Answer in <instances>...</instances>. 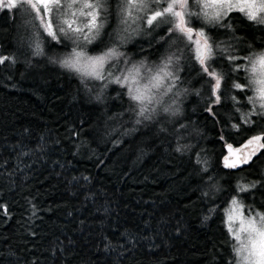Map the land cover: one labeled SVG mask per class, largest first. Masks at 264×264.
I'll return each mask as SVG.
<instances>
[{
  "label": "trees",
  "instance_id": "obj_1",
  "mask_svg": "<svg viewBox=\"0 0 264 264\" xmlns=\"http://www.w3.org/2000/svg\"><path fill=\"white\" fill-rule=\"evenodd\" d=\"M198 2L184 0V24L203 30V65L171 18L117 47L121 60L95 78L63 66L76 43L61 30L53 39L30 10L0 7V264H238L225 214L233 199L245 204L254 182L264 198V147L240 174L223 158L227 144L262 135L264 145L244 70L264 28L236 10L205 17ZM105 3L91 43L69 33L87 54L116 47L124 1ZM171 39L185 51L169 67ZM142 61L157 66L146 64L145 77ZM124 70L138 85L153 81L152 91L134 100L116 76Z\"/></svg>",
  "mask_w": 264,
  "mask_h": 264
},
{
  "label": "rangeland",
  "instance_id": "obj_2",
  "mask_svg": "<svg viewBox=\"0 0 264 264\" xmlns=\"http://www.w3.org/2000/svg\"><path fill=\"white\" fill-rule=\"evenodd\" d=\"M123 9L119 12V16H121L120 24L117 26V32L114 36V43L116 47H109L105 52H102L100 54H87L85 52V48L83 47V42L87 39H85V36H89V29L86 27V25H89L91 23L92 17L88 15L89 12H92L93 9L90 8H84L83 5L85 3H90L95 5H99L98 8L95 9L97 12V16L103 14L106 11L107 4L105 3V0H58V3H50L49 4V10L45 11L43 6L38 2V0H32V3H36L37 9H39V15L37 13V10L33 9L28 3H25L24 0H18V14L26 16L27 11L26 9L30 10L32 14L36 17L37 25L40 28V31L48 34L47 25L49 23L52 24V31L55 33V30H61L62 35L66 39H71L72 43L74 44V47H70V55L67 57V59H75L73 56L74 51L83 52L84 56L80 58L79 63L77 65V68L75 69L77 72H79L80 75L84 77H91L95 78L97 75L95 73H98V77L102 76L104 73L102 70V67L107 63L106 65H109L108 63L110 60H116L119 61L121 59L120 56H113L108 57L103 62L102 66H95L93 67L89 63L88 58H95V57H101L105 56L106 53H108L110 50L117 49V47H122L126 43L132 41L133 39H147L153 36L157 30L161 27H163V23H169L170 19L173 18V22L175 23L176 27L178 24H181V18L183 19V24L181 27H177V31H181L185 34L186 39L190 43V47H192L194 56L198 59H206L209 53L210 47H205L206 40L204 39V35L200 36L198 33L203 32L197 31L195 34L191 28H189L187 25L184 24L185 21V15L188 13V9L183 6L181 10L178 9V5L183 4L184 0H165L166 6L162 8H153L154 1L155 0H123ZM144 3L147 5L146 9H139L137 6L140 3ZM6 3V0H5ZM171 3L174 5V11H178L181 13V17H177L172 15L171 13H165L163 16L157 18L156 21L153 22L152 25L147 24V17L150 15L153 11L162 10L168 6V4ZM201 7L205 9V11H208L207 14H205V17L210 15L213 19H222L225 14H227L229 11L236 10L242 13L247 20L255 24L257 27L261 26L264 28V23L260 22L261 18H264V10L261 9V5H264V0H199L198 2ZM68 5H71V7H68ZM7 8V7H5ZM186 9V10H185ZM83 13V14H81ZM121 14V15H120ZM250 14H254L256 16V19H250ZM168 16V17H167ZM167 18V19H166ZM65 21H68V23H65ZM100 23V21H99ZM144 23V24H142ZM162 23V24H161ZM69 24H71V28H69ZM161 24V25H160ZM174 25V27H175ZM81 29L80 32H82V38L81 40H77L74 37H71L69 33H72V35H75L77 31H74L75 29ZM55 29V30H54ZM182 29H191L190 32L183 31ZM67 32V33H66ZM204 34V33H203ZM22 40V39H21ZM93 40H91L92 42ZM90 42V43H91ZM87 42L85 44H90ZM26 44V41H25ZM23 45L22 47H26V45ZM208 46V45H207ZM237 46V45H236ZM28 47V46H27ZM166 47H168L170 53L167 57V61H164L162 64H167L169 66L171 61H174L178 58L179 55L183 54V51H185L184 47H181L180 44H178L176 39H171ZM237 50H241L239 45L235 47ZM85 49V50H84ZM261 54H264V52L255 54L251 57H249V61L247 60V67L244 68L245 73H247V77L249 80V86L251 87V93L252 98L250 97V105L255 107L256 110H261L264 114V107H261L262 104H264V98H262L261 90L264 89V83H260L261 81H264V75L260 74V64H259V58L261 57ZM244 59V58H242ZM256 64L257 72H252L253 64ZM146 64H152L155 67H157L153 63H147L142 61L141 63L135 64L136 69L138 70L141 77H145L149 74V71L151 68L148 66H145ZM158 65V72L156 73L157 76H160V78L163 77V75L166 74L167 68L166 65ZM170 67V66H169ZM110 67L108 66V69ZM110 70H108L109 72ZM117 77H120V83L124 84L130 94H133L134 96H140L142 99L144 96H146L147 93L151 92L150 86H154L153 81L145 83L143 86L140 84L135 83L134 75L131 71L124 70L121 74L116 75ZM115 76V77H116ZM158 89H163L164 93H168L169 89L163 85V81L159 80L157 81ZM254 94V96H253ZM254 142V141H253ZM258 185V182H254L249 186L247 192L250 195V197L244 198V203L241 204L237 200V204L233 205L232 201L230 202L227 210H226V226L228 229V232L231 234L232 238L235 242V254L237 258L238 264H245V261L243 260V256L246 255V253H242L241 255H237L236 249L240 247V243L235 239V235L237 232H239L241 240H245L247 238L248 233L246 231H240L241 228H247V221L252 220L255 222L256 227H259L262 223L260 217L264 216V208L262 210H254V206L256 204L261 205L262 201L260 200V197H254L253 188H255ZM246 189V188H245ZM251 198V200H250ZM250 206V207H248ZM260 214V215H257ZM229 216H232L233 219L229 220ZM231 228V231L229 229Z\"/></svg>",
  "mask_w": 264,
  "mask_h": 264
},
{
  "label": "snow or ice",
  "instance_id": "obj_3",
  "mask_svg": "<svg viewBox=\"0 0 264 264\" xmlns=\"http://www.w3.org/2000/svg\"><path fill=\"white\" fill-rule=\"evenodd\" d=\"M25 3H28L33 9L37 10L38 15L39 13V9H37V5L36 3H32V0H24ZM38 2L43 6V8L45 9V11L49 10V4L50 3H58V0H38ZM184 5L181 4V7H183ZM0 7H7L9 9L12 8H16L18 7V0H0ZM68 7H71V5H68ZM84 8H90L93 9L92 12H89L88 15L92 17L91 23L89 25H86V27H88L89 32H92L93 29H97L98 31V27H101L102 25L98 26L97 25V12L95 11L96 8L99 7V5H93L90 3H85L83 5ZM139 9H146L147 5L144 3H140L137 6ZM261 9L264 10V5H261ZM165 13H171L174 16L177 17H181V13L178 11H174V5L169 3L168 6L162 10H157V11H153L150 15H148L147 17V24L148 25H152L154 21L157 20V18L163 16ZM83 14V13H81ZM250 19H256V16L254 14H250ZM262 23H264V18H261ZM65 23H68V21H65ZM183 24V19L181 18V24H178L177 27H181V25ZM69 28H71V24H69ZM48 34L50 36H52L53 39H56V34L52 31V24L49 23L47 25V29ZM183 31H187L190 32L191 29H182ZM74 31L80 32L81 29L77 28ZM198 35L203 36V32L198 33ZM95 38V34H93L92 36H85V39H88L89 42H91V39ZM205 47L207 48V44L205 45ZM37 50H39V45H37ZM210 51V49H209ZM120 55L119 53H117L115 51V49L110 50L108 53L105 54V56H101V57H95V58H88L89 59V63L95 67L97 65L102 66L103 62L105 61L106 58L108 57H113V56H118ZM73 56L75 57V59H66L63 61V66L68 67V68H77V65L79 63V60L81 57L84 56L83 52H79V51H74ZM7 59V57H0V64H3L5 62V60ZM259 62L260 63H264V55H262L259 58ZM204 63V59H201V64L203 65ZM77 70H79L77 68ZM205 71H207V68L205 69ZM98 77V73H95ZM213 78L216 79V85L215 88L213 90V94L215 95V91L216 89H219L220 87V80L219 78L216 77L215 73H212ZM260 83H264V81H261ZM237 88H240L241 85L237 84L236 85ZM261 95L262 98H264V89L261 90ZM134 100H139L141 97L140 96H133L132 97ZM219 99V98H218ZM261 107H264V104L261 105ZM143 109H141V114L143 113ZM262 137H253V140L249 141V144H252L253 141H259L261 140ZM262 147H264V145H261ZM243 163H247L248 160L245 159L242 161ZM242 191L246 190V189H241ZM232 204L236 205L237 204V200L233 199L232 200ZM260 215V214H257ZM233 217L229 216V220H232ZM262 223L260 224L259 227H256V224L254 221L249 220L247 221V228H241L240 231H246L248 233L247 238L245 240H241L240 234L239 232L236 233L235 235V239L240 243V247L236 249L237 255H241L242 253H246V255L243 256V260L245 261V264H264V216L260 217ZM229 231H231V228L229 229Z\"/></svg>",
  "mask_w": 264,
  "mask_h": 264
},
{
  "label": "flooded vegetation",
  "instance_id": "obj_4",
  "mask_svg": "<svg viewBox=\"0 0 264 264\" xmlns=\"http://www.w3.org/2000/svg\"><path fill=\"white\" fill-rule=\"evenodd\" d=\"M264 44V43H263ZM243 50H245L244 48H242ZM256 49H260L259 51H258V53H255V54H259V53H262V52H264V46L263 47H257ZM255 54H251V56H253V55H255ZM249 58V57H248ZM248 58H246L245 60H248L249 61V59ZM258 112H260V114H263V112L261 111V110H255V113L257 114ZM259 137H262L263 138V136L262 135H258ZM255 137H257V136H255ZM250 140H253V138H251V139H248V140H246V141H244L242 144H241V146L240 147H233L234 149H240L241 148V150L243 151V154H244V159H247L248 160V162L247 163H243V165L242 166H239V167H236V168H234V169H231V168H227L228 170H231V171H235V172H237V173H241V171H243V170H245L246 168H248L249 167V165H250V163L252 162V160L257 156V154L259 153V150H260V148H261V140H259V141H254L252 144H249V141ZM226 156H227V154H226ZM225 156V157H226ZM224 157V158H225ZM261 170V169H260ZM259 170V171H260ZM259 185V184H258ZM258 185L255 187V188H253L254 190V192H258L260 189H258ZM261 199V201H262V203H261V205H258V204H256L254 207V210H258V207H262V208H264V198H260Z\"/></svg>",
  "mask_w": 264,
  "mask_h": 264
},
{
  "label": "water",
  "instance_id": "obj_5",
  "mask_svg": "<svg viewBox=\"0 0 264 264\" xmlns=\"http://www.w3.org/2000/svg\"><path fill=\"white\" fill-rule=\"evenodd\" d=\"M227 156L223 158V166L224 168H231L234 169L236 167L243 165L244 154L243 151L240 149H234L230 145H225Z\"/></svg>",
  "mask_w": 264,
  "mask_h": 264
},
{
  "label": "clouds",
  "instance_id": "obj_6",
  "mask_svg": "<svg viewBox=\"0 0 264 264\" xmlns=\"http://www.w3.org/2000/svg\"><path fill=\"white\" fill-rule=\"evenodd\" d=\"M262 55H264V54H261V56H262ZM259 64H260V66H261V68H260V74H261V75H264V63H260V62H259ZM257 71H258V70H257L256 64L254 63V64H253V67H252V72H253V73H256ZM165 111H167V109H166Z\"/></svg>",
  "mask_w": 264,
  "mask_h": 264
}]
</instances>
